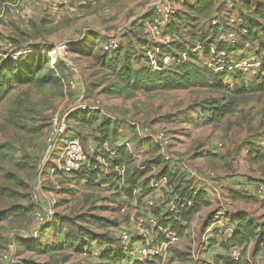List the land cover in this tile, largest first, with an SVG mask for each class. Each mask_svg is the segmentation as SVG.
<instances>
[{
	"label": "rangeland",
	"instance_id": "1",
	"mask_svg": "<svg viewBox=\"0 0 264 264\" xmlns=\"http://www.w3.org/2000/svg\"><path fill=\"white\" fill-rule=\"evenodd\" d=\"M84 1L0 0V59L13 57L18 50L21 53L32 48L42 50L50 61L54 59L55 72L60 77L56 86L23 85L5 95L0 92V217L8 211L0 219V264H110L95 255L99 249L96 243L92 244V253H81L62 238L72 228L84 241L87 231L115 239V224L132 222V209L137 202L113 195L107 188L87 186L51 171L57 158L55 148L60 150L69 135L79 138L84 145L85 141L95 142L98 124L104 120H111L116 127L115 138L109 133L115 141L123 135L126 139L133 137L123 120L147 131L166 132L174 152L210 181L214 191L208 193L209 204L194 216L179 242L166 245L164 257L154 264H211L214 256L208 258L206 250L192 257L203 237L211 235L206 231L214 220L209 217L211 214L225 207L232 211L248 209L245 213L252 217L259 218L260 213L264 216V201L254 196L235 201L231 190L232 185L264 183V153L255 157L251 150L252 140L264 136V92L250 90L253 78L248 82L234 78L233 82H222L223 86H219L216 78L208 74H203L200 84L188 89L144 93L123 86L116 70L103 66L95 57L104 55L102 45L126 29L123 46L108 55L120 62L124 57L133 64L140 62L146 37L141 27L130 26L140 21L150 5L161 0H90L93 5L86 11L95 9L91 14L78 10ZM231 1V9L235 11L232 16L236 18V13L247 17L248 5L264 0ZM224 13L220 11L217 18L228 20ZM42 19L51 21L41 27L38 23ZM200 24L201 20L193 33L179 32L188 42L195 41L196 33L206 39L214 35L213 28L202 33ZM87 30L100 33L104 41L96 46L93 56L80 55L74 46ZM256 47L255 43L249 45L251 54L257 51ZM231 101H234L231 112L211 118V108ZM82 104L89 107L80 108ZM56 117L65 123V131L60 138L50 141ZM87 118L91 122L81 121ZM133 140L138 142L135 135ZM141 147L142 158L130 163V169L156 159L155 153L145 154L146 145ZM106 170L103 165L102 171ZM18 206L29 210L17 215L13 210ZM48 208L54 216L47 222L49 230H45L46 223L43 225L39 216L46 218L43 214ZM22 232H36L38 238L31 242L21 240L18 234ZM207 242L211 244L209 249L215 245L214 252H218L217 242L211 239ZM29 243L48 250H32ZM256 251L253 242L244 255V264Z\"/></svg>",
	"mask_w": 264,
	"mask_h": 264
},
{
	"label": "trees",
	"instance_id": "2",
	"mask_svg": "<svg viewBox=\"0 0 264 264\" xmlns=\"http://www.w3.org/2000/svg\"><path fill=\"white\" fill-rule=\"evenodd\" d=\"M98 1V0H94ZM178 1L180 6L179 8L171 15L169 18V23L165 28V33L169 34L172 37V40L168 45L162 47L158 62L162 64L161 57L164 54H170L175 58L184 52L188 53V56L185 61L178 62L167 65L164 69H153L150 65L149 59L146 55V51L153 47V43L149 40L145 28L142 24L143 20L149 19L152 15V10H146L143 15L140 17V21L133 23L134 25L130 26L132 29L134 27H141L145 34V40L147 44L144 47L142 56L140 57V62L133 64L132 61L124 57L120 62L119 59L114 60L109 57L111 53L118 52V50L123 46L124 36L126 35V29L120 31L117 34L118 47L112 51H103L105 54L98 55L95 58L98 59L103 66L109 67L113 70H116V76L118 80L123 84V86L135 91V92H153L157 90H180L188 89L200 84L203 74H208L213 76L217 80V85L223 86L222 82H233L234 78H243L246 82L251 81L250 78L254 79V83L251 85L250 90L254 92H264V44L259 38L260 32L264 33V1H257L254 5H248L249 14L246 16H240L236 13V21L234 24H229L228 20L222 18L218 19L217 14L220 11H225V16H232L233 11L231 6L228 7H216L215 3L217 0H174ZM233 4V3H232ZM93 2L90 0H85L84 3L79 5L78 10L87 14L94 12H87L90 10ZM217 18V19H216ZM181 19H185L184 23H181ZM201 20L200 29L202 33H205L207 29H214V35L206 37L204 35H198L195 38V41L188 42L179 31L187 30L194 32L195 26L198 24V21ZM216 20L217 23L213 24L212 22ZM49 19H42L39 21L38 25L43 27ZM36 26V25H34ZM58 25L57 27H59ZM198 26V25H197ZM129 27V29H130ZM128 29V30H129ZM235 30L239 34V41L236 42L233 46L228 45L224 42L217 40L218 33L223 30ZM244 29L245 33H242L241 30ZM103 37L100 33L94 30H87L83 38L74 44L77 46L76 52L82 56H93L96 46L99 43H103ZM256 44L257 51L254 53L262 56L263 64L258 69L257 72L253 74H244L238 68L234 69H218L209 67L205 64L206 59H211L214 54L211 52V48H214L215 51H224L225 55L223 57L225 64H233L235 62L236 55L242 51L249 49L247 45ZM200 46L201 49L191 51L196 46ZM263 54V55H262ZM141 61L143 65H140ZM120 62V63H119ZM199 62V63H198ZM200 62L203 64L201 66ZM138 65V66H137ZM60 81V77L56 75L54 64H51V61L48 57L47 52L38 50L35 48L26 50L25 53H20L16 57L3 58L0 59V92L4 95L13 88L23 86V85H34L38 88H44L47 85L56 86ZM245 88L244 86H242ZM242 88V89H243ZM234 101H231L229 104L224 106H215L211 108V113L213 114L211 118H217L224 116L225 114L232 111ZM215 109V111L213 110ZM83 122H91L89 119H82ZM127 124L130 131L136 135V129L133 125L123 120ZM117 125V124H116ZM98 130V139L95 142H90L96 146L97 155L102 156L103 162L106 164V171H102V166L96 160V155L91 157L88 167H82L77 171L70 173H63L71 178V180L82 181L87 186L91 187H100L107 188L112 191L113 195L118 197H124L128 199L135 200L137 205L142 204V199L146 195H150L153 192V189L150 188L149 179L147 172L151 170L152 167H155L159 172L158 176L165 175L167 177V183L171 185L172 192L166 191L164 188L161 189L159 197L157 199V208L153 213L161 217L159 225L161 227H171L175 229L180 236H184L188 226L193 221L194 216L199 210L200 206L194 205L192 207L180 206L177 211L171 212L166 207V202L171 200V194H181L187 198H192L195 203L199 202L200 205L204 206L208 203L205 198V192L199 190L195 195H191L192 192V183L185 180L182 175L178 172H173L170 170L168 165L160 159L158 155L157 146L147 139H138V142H134L133 137L125 140H130L133 143L137 144L141 152L143 153L142 144L146 145L144 148L145 154L151 155L152 153L157 154L156 159L147 161L149 169H139L138 167L130 169V163L134 161L133 157L128 153L124 146H117L118 143L125 141L124 139H118L115 141L111 140L109 133L114 134L117 132L116 127H114L111 120H104L97 127ZM110 134V135H111ZM129 134V132H128ZM114 138L116 133L113 135ZM262 137V136H259ZM252 142L253 147L251 150H254L255 157L261 156L264 153V149L257 148V140ZM264 137V136H263ZM108 140L112 142L109 143ZM171 140V138H170ZM87 145V142H84ZM107 143L109 147H113L114 154L110 155L103 148V144ZM115 143V145H113ZM172 144V141H171ZM117 169H123V173L120 174ZM150 178V177H149ZM254 186V197H255V187ZM233 198H242L245 196H251L248 194H241L237 191L232 190ZM209 204V203H208ZM179 205V203H178ZM28 208L24 206L15 207L13 212L17 215H23L28 212ZM7 212L1 214L0 219L7 216ZM54 216V215H53ZM99 221H104V219H99ZM233 231L229 237L222 238L219 241L221 252L227 249H230L234 246H243L244 250L241 253V258L239 260H233L230 257L223 255L222 253L216 254L222 260L223 264H244V255L248 250V245L253 243L256 245V250L259 249L261 243L264 241V221L260 222L256 218L249 216V214L241 211H236V215L232 218ZM48 224H45V230H49L47 227ZM127 224V223H124ZM44 225V224H43ZM123 225V224H120ZM118 223L115 226H120ZM51 229V228H50ZM81 229H79L80 231ZM52 231V230H51ZM78 231V229H77ZM78 231V232H79ZM87 235V241H84V237H77L71 228L69 234L64 235L62 241L65 244L75 247L81 253H92L93 243L99 247L97 249L96 256H99L103 259H107L110 264H117L119 261H130L132 258L131 251L133 245L139 240V237L132 239L128 247H124L119 239L117 238L114 232V238L105 236L106 234L100 235L95 234L90 231L84 232ZM41 235V234H40ZM38 238L33 237L32 235L28 237H22L21 240H27L29 242L33 239ZM216 241L215 239H211ZM25 244V242H24ZM31 243L28 244L30 246ZM85 245V246H84ZM84 246V247H83ZM32 250H38L40 252L47 251L48 249L36 248L33 245L30 246ZM83 247V248H82ZM215 258V264L217 262ZM156 261H152L154 264ZM39 264V263H37ZM45 264V263H42Z\"/></svg>",
	"mask_w": 264,
	"mask_h": 264
},
{
	"label": "built area",
	"instance_id": "3",
	"mask_svg": "<svg viewBox=\"0 0 264 264\" xmlns=\"http://www.w3.org/2000/svg\"><path fill=\"white\" fill-rule=\"evenodd\" d=\"M61 2H68V0H61ZM180 4L178 1L174 0H161L149 6V10H152V15L149 19L143 20L142 24L145 28L147 36L149 40L153 43V47L146 51V55L149 59L150 65L153 69H164L167 65L175 63V61L183 62L186 60L188 53H181L178 58L170 55L164 54L161 57L162 64H159L158 58L159 53L162 47L169 44L172 40V37L165 33V28L169 23V18L171 15L179 8ZM236 18L234 16H230L228 19L229 24H234ZM216 24L217 21L214 20L212 22ZM242 33H245V30H241ZM217 40L220 42H224L228 45L233 46L236 42L239 41V34L235 30H223L218 33ZM109 43H104L103 49L105 51H112L116 49L119 45L117 34L108 41ZM249 46V45H247ZM201 49L200 46H196L193 50ZM211 52L214 56L211 59H206L204 62L209 67L214 68V70L218 69H234L238 68L244 74H253L258 71V69L263 64V57L257 54H246L237 56L235 58V62L233 64H225L223 57L226 56L225 52L215 51L214 48H211ZM21 51H16L13 57L19 55ZM54 63V59H51V64ZM89 107V105L82 104L80 108ZM129 123V122H128ZM136 129V135L138 139H147L154 143L158 148V155L161 160H163L170 170L173 172H178L182 177L190 181L192 183V192L191 195H195L199 190H203L205 194V198L208 201L210 190L214 191V187L210 184V181L205 180L201 173L189 166L185 160H183L178 154L174 152L172 149V144L170 137L164 131H147L141 129L137 124L130 123ZM53 125H56L52 130V136L50 137V141H55L57 138L61 137V134L65 131V123L58 121V117L53 120ZM256 144L258 147L264 149V137H259ZM56 145V144H55ZM124 146L128 153L133 157L134 161L139 162L141 157V150L138 145L133 143L130 140H126L117 144V146ZM103 148L110 155L114 154L113 147H109L107 143L103 144ZM56 151V162L52 167L51 171L70 173L73 171H77L82 167H88L91 157L96 155V160H98V164L100 166H106L103 162L102 156L97 155L96 146L93 144L84 145L81 140L75 136H68V140L64 143L63 147L59 150L55 148ZM54 150V152H55ZM139 169H149V165L141 164L138 166ZM117 171L122 174L123 169H117ZM158 170L155 167H152L150 171L147 172V176L149 179V186L153 189L152 194H148L142 199V204H135L132 209L131 219L132 222L127 223L125 225H120L115 228V234L121 244L124 247H128L133 238L139 237V240L133 245V249L131 251L132 257L135 261H138L139 264H149L152 261H156L159 258L164 257V248L168 244H175L179 242L180 235L175 229L171 227H161L159 225L161 221V217L155 215L153 211L157 208V199L161 192V189H165L166 191L172 192V187L167 182V177L165 175L158 176ZM150 177V178H149ZM209 178V177H207ZM171 200L166 202V207L169 211L174 212L177 211L180 206H189L192 207L195 204L200 206L199 210L203 208L199 202L195 203L192 198H187L177 193L171 194ZM255 196L258 200L264 201V183H258L255 187ZM179 203V205H178ZM125 209H121L122 211ZM198 210V211H199ZM197 211V213H198ZM196 213V214H197ZM236 215V211L228 210L225 207H221L217 209L213 214L209 217L214 218L211 221V224L207 228V232L210 231V237L205 236L199 242L198 248L196 252L193 251L192 257L198 256L199 253L203 250H208L209 244L207 240L215 239L221 240L222 238L229 237L233 231L232 218ZM46 218H43L42 215L39 216V219H43V224L47 223L49 219L53 216V211L48 208L44 210V214ZM214 234V235H213ZM21 237H28L32 235L33 237H37L36 232H28V233H20L18 234ZM251 245V243L249 244ZM248 245V246H249ZM217 246H219V242H217ZM213 250L217 249L215 245H212ZM244 250L243 246H234L230 249L224 250L221 252V248H218V253H222L223 255L230 257L233 260H239L241 258V253ZM131 257V258H132ZM248 264H264V241L261 243L259 249L256 251V255L252 259H248L246 261Z\"/></svg>",
	"mask_w": 264,
	"mask_h": 264
},
{
	"label": "crops",
	"instance_id": "4",
	"mask_svg": "<svg viewBox=\"0 0 264 264\" xmlns=\"http://www.w3.org/2000/svg\"><path fill=\"white\" fill-rule=\"evenodd\" d=\"M231 0H217V2L215 3L216 7H228L230 4H231ZM232 5V4H231ZM230 5V6H231ZM259 38L260 40L262 41V43L264 44V33L263 32H260L259 34ZM240 53L237 55V56H240V55H243L242 51H239ZM246 54H251V50L250 49H247L244 51ZM263 55V54H262ZM260 56V55H259ZM74 134V132H72ZM70 134V132H69ZM127 137L123 135L122 139H126ZM126 141V140H125ZM253 142V140H252ZM90 142L87 141V144H89ZM254 143V142H253ZM252 148H256V147H252ZM257 148H258V145H257ZM223 182V181H222ZM225 186V183L224 185ZM254 186L255 184L254 183H248L246 185H232L231 187V190H234V191H237L238 193H241V194H245L244 192H248L247 194L248 195H251V196H254ZM255 198L257 199V197L255 196ZM238 200H241V201H245L244 199H240V198H236L235 201H238ZM247 202V201H246ZM235 210V209H234ZM248 209H244V208H241V209H237L236 211H241V212H245L247 211ZM252 216V215H251ZM256 218L258 221L262 222L264 221V216L262 215V213L259 214V218L257 217H254ZM180 237H183V236H180ZM213 241V240H212ZM220 240H216L215 242H219ZM250 246V245H249ZM248 246V248H249ZM208 258H209V255L211 256H214V261L213 263L211 264H215V252L213 250V247L208 249L207 252H206ZM217 262L216 264H223L222 263V260H220L219 258H216ZM127 264H139L138 261H135V259L132 257V259L130 261H127Z\"/></svg>",
	"mask_w": 264,
	"mask_h": 264
}]
</instances>
